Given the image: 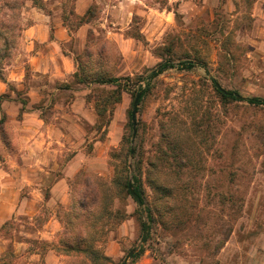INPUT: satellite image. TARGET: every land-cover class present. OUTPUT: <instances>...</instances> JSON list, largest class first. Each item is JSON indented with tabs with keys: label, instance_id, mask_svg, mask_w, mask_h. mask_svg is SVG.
Instances as JSON below:
<instances>
[{
	"label": "rangeland",
	"instance_id": "obj_1",
	"mask_svg": "<svg viewBox=\"0 0 264 264\" xmlns=\"http://www.w3.org/2000/svg\"><path fill=\"white\" fill-rule=\"evenodd\" d=\"M76 1L19 0L22 31L13 40L12 56L0 65L6 79L12 65L22 76L19 82L7 79L8 85L0 79V92L6 88L14 100L2 107L0 125L18 146L15 153L12 146L0 151V176L21 185L22 196L34 189L41 198L36 226L56 211L62 222L88 233L89 250L67 251L62 264H122L141 244L145 220L148 240L128 264H264V106L245 101L264 98V0H94L100 2L90 14L95 21L62 50L81 68L90 69L86 64L94 61L90 66L111 77H130L134 92V97L123 92L122 101L98 122L93 101L72 107L73 92L85 87L70 78L71 91L58 90L63 85L35 77L26 63L24 34L33 20L38 14L52 22L64 16L75 30L82 23L74 13ZM165 61L205 67L172 68L153 80L139 104L131 160L132 103L147 87L151 70ZM213 80L243 99L223 98ZM31 87L41 88L47 101L34 106L44 120L41 129L36 116L19 115ZM101 88L112 89L95 85L91 97ZM56 125L60 134L34 136ZM121 170L123 180L127 173L138 175L146 205L140 207L118 185ZM64 178L56 194L67 196L68 207L59 199L44 200ZM74 198L87 204L86 220L67 219ZM23 220L6 221L0 229V264H48V249L61 250L59 244L35 240L30 253L19 255L5 242L20 238Z\"/></svg>",
	"mask_w": 264,
	"mask_h": 264
},
{
	"label": "crops",
	"instance_id": "obj_2",
	"mask_svg": "<svg viewBox=\"0 0 264 264\" xmlns=\"http://www.w3.org/2000/svg\"><path fill=\"white\" fill-rule=\"evenodd\" d=\"M97 3L100 2H94V0H78L76 1L74 5V13L79 16L83 17L87 14L88 10L92 7H97ZM95 19L89 21V22H83L81 23L77 29H73L70 27V25L66 24L64 16L61 18V21L55 20L52 22V19H46L45 17H42L38 14V17L33 20V24L28 27L26 30L24 37H25V46H26V52L28 61V66L30 67L31 72L34 74L35 77L41 78L45 77L49 82L54 83H60V85H63L62 87L57 88L58 90L64 91L68 86L66 83H69V79L74 78V75L80 70L78 60L72 57L71 55L63 52L62 48L67 43L71 42L74 38H76V35H79L88 29ZM75 31V32H74ZM74 37V38H73ZM88 36H84V39H86ZM88 39V38H87ZM91 63H95L94 61H91ZM13 68V69H12ZM22 68V74H25V67ZM15 69V70H14ZM19 66L12 65L8 69L6 68V71L9 73L8 80L13 82H19L21 81L20 74L18 73ZM107 71V70H104ZM23 74V76H24ZM4 83V82H3ZM5 84V83H4ZM80 87H85L86 90L83 92H77L74 91V99L72 102V107H75L79 104H87L88 103V95L92 92V87H94L95 83H87V84H78ZM83 85V86H82ZM3 86V85H2ZM43 89L48 87V84H44L41 86ZM6 88H1L0 96H3L5 94H8L5 92ZM82 89V88H81ZM65 91H71V90H65ZM83 95V96H82ZM49 97V96H48ZM14 101L13 99H5L1 103V108L5 105L6 102ZM42 102H47L44 100V96L42 95L41 88H33L31 87L30 92L28 93V102L26 103V109L22 113L21 117L24 115L25 119L35 117L34 119L38 121V125L36 124V128H40L41 124L44 123V120L40 117V112L38 109H35L34 106L39 105ZM27 105L30 106L27 108ZM22 108V105H21ZM20 108V109H21ZM29 109V110H28ZM1 113V111H0ZM20 115V110H19ZM8 120V115L5 116ZM57 127L50 128L51 131H49V134L44 132V130H39V132H35L34 136L39 134V136L45 135V136H53L54 133L60 134V125H56ZM41 129V128H40ZM36 130V129H35ZM32 131V130H31ZM34 132V131H32ZM23 135H27L21 132ZM10 134H8L4 130L2 131L1 125H0V151H2L3 148L8 146H12L13 152L18 151V146L15 143H10L11 140H9ZM9 144V145H8ZM28 149L30 151L36 150L33 145L28 146ZM47 150H50V146H46ZM18 167L21 168V165L18 164ZM32 167V166H30ZM35 167V166H33ZM32 167V168H33ZM31 169V168H28ZM3 170V169H0ZM31 176V173H30ZM30 179V180H29ZM28 179V187L31 188L30 185H32L31 177ZM66 182V179H60L56 181L51 188L52 195L49 197L45 196L44 200L50 201V200H60V202L68 207L67 205V196H61L56 194L58 187H61ZM13 187V195L11 199L8 198V187ZM38 185V184H35ZM21 185L16 184V181L10 182L8 180H5L4 176H0V217L3 216V220H0V229L3 228V225L6 223V221L9 220H16L17 218H24V222H26V226H22L24 228L23 231H20L19 236L20 238H10L6 239L5 242H10L14 244V247L16 249V253L19 255L22 254H28L30 253L29 244H35V242L41 241L48 244H59L60 237L64 230V221L60 219L58 213L54 211V213H48V219H45L43 223L38 227L35 225V222H37L36 217L40 215L42 212V208L38 207V203L40 202L39 198H35L34 194L35 191H32L34 189H30L29 193L25 196L21 195V189H19ZM6 188V189H5ZM33 188V187H32ZM10 207H9V204ZM35 221V222H34ZM34 255H37L36 252H34ZM48 264H62V258L64 257L62 254H59L56 250L48 249L46 253ZM56 262H53L55 261Z\"/></svg>",
	"mask_w": 264,
	"mask_h": 264
},
{
	"label": "trees",
	"instance_id": "obj_3",
	"mask_svg": "<svg viewBox=\"0 0 264 264\" xmlns=\"http://www.w3.org/2000/svg\"><path fill=\"white\" fill-rule=\"evenodd\" d=\"M18 1V2H17ZM94 7L90 8L87 12V14L83 17H81L82 23L89 22L93 20V17L90 18V14L92 13ZM22 9V5L19 4V0H0V65L5 66L7 63V59H9L12 56L13 51V40L16 38V33L18 31H22V29L18 28V21L20 20V17H16L17 12ZM178 16V14H176ZM8 19V20H7ZM80 70L74 75V80L78 84H87V83H95L97 86L100 87H106L109 86L112 89L105 90L104 88H101L98 90L99 92H96L94 97H91V94L88 95V102L94 103V108L96 111L98 122L101 121L105 113L107 112V108L110 105H116L122 101V93L127 92L131 93L134 97V92L129 89V86L132 83V79L130 77H111L108 75V71H104V69H98L93 68L90 66L91 64L94 65V63H87L86 67L89 68H81V62L78 61ZM203 66L205 67V64H202L200 62H194V61H185L182 63H172L170 61H165L160 63L155 69L151 70V72L146 77L147 81V87L143 90H141L142 97L140 100V103L143 100V97L145 96L146 92L150 89L151 83L154 79H156L160 74H162L164 71L172 68H178V69H193L195 66ZM83 66V65H82ZM3 70V69H1ZM1 72V71H0ZM0 79L5 84H9L8 80L4 77L2 73H0ZM138 82V81H136ZM214 88L220 94L223 98L226 99H236L235 94L231 91L225 90L221 87H219V84L215 80H213ZM139 94V93H138ZM137 94V95H138ZM136 95V96H137ZM135 96V97H136ZM11 98L8 94H5L3 96H0V111L2 112L1 103L5 100ZM245 101L249 103L250 105L261 107L264 106V98L262 97H251L246 98ZM139 103V104H140ZM133 106V103H132ZM26 109V103H22V108L20 109V116ZM132 112V111H131ZM109 123V121L107 122ZM1 124V123H0ZM131 133L133 134V127L131 123V114H130V124H129ZM3 131V128H1ZM128 173L131 172L127 171ZM119 173H121V179L124 176L123 171L121 170ZM127 173V178L125 177L124 180L122 179L120 183H118L119 186L123 187V190H125V193L131 197L128 183H129V174ZM133 183L134 188L137 194L140 196L142 201V206L146 205L147 201L144 196V190L142 188V185L140 183V178L138 175L133 176ZM73 206L71 209V212L67 214V219L74 220V223L79 220L80 218H84L86 220L89 215L88 214V207L87 204L81 201L75 200V198L72 200ZM141 209V208H140ZM70 211V210H68ZM80 213H79V212ZM83 211V212H82ZM143 212V210H141ZM145 212L147 213V218L149 221H152L153 215L152 211L149 207L145 208ZM64 230L60 237L59 241V247H63L61 250H57L59 254L67 255V251L72 252H79V253H85L89 249L86 247L85 244H90L87 242L88 233L85 232L83 229L78 226L79 224H72L69 222V220L64 221ZM144 228V223H143ZM139 252L134 256L138 257ZM133 257V258H134Z\"/></svg>",
	"mask_w": 264,
	"mask_h": 264
},
{
	"label": "water",
	"instance_id": "obj_4",
	"mask_svg": "<svg viewBox=\"0 0 264 264\" xmlns=\"http://www.w3.org/2000/svg\"><path fill=\"white\" fill-rule=\"evenodd\" d=\"M220 87V86H219ZM142 97V93L140 92L134 99L133 101V108H132V112H131V123H132V127H133V134H132V149H131V160H133L134 157V153H135V148H134V143L136 140V136H137V114H138V108H139V103ZM236 99H243V97L240 94H235ZM130 170L131 173L133 172V167L132 164H130ZM128 188L131 194V197L135 200V202L141 207L142 206V201L140 196L137 194V192L135 191L134 188V183H133V175L130 177L129 183H128ZM150 234V226L147 220H145L144 222V232H143V239L141 244L137 247L134 248L133 250H131V252L128 254V256L126 257V259L124 260V262L122 264H128L129 260L131 258H133L140 250V248L146 244L148 237Z\"/></svg>",
	"mask_w": 264,
	"mask_h": 264
}]
</instances>
